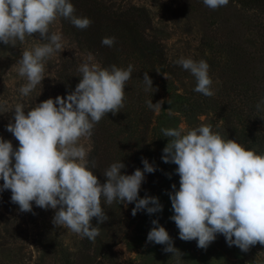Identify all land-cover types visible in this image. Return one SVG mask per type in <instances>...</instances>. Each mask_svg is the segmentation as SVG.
Instances as JSON below:
<instances>
[{"label":"clouds","instance_id":"1","mask_svg":"<svg viewBox=\"0 0 264 264\" xmlns=\"http://www.w3.org/2000/svg\"><path fill=\"white\" fill-rule=\"evenodd\" d=\"M212 10L227 6L229 0H203ZM70 0H0V42L15 47L26 36L39 33L46 43L24 50L18 60V75L27 83L20 88L28 96L45 78V61L64 51L62 35L50 26L64 18L78 29L90 27L92 20L75 15ZM116 38L104 37L102 45L112 47ZM88 60L78 71L80 82L66 96L49 98L25 113V106L17 104L14 116L6 126L19 142L0 136V193L10 190L11 202L20 212H32L33 202L42 209H53L52 223L91 241L99 236V225L109 220L102 207L114 201L135 203L132 215L146 211L152 215L163 211L158 197L139 196L145 173L157 168L142 158L143 170L123 174L126 165L112 163L102 174L101 183L89 167L90 148L80 143L89 138L97 123L107 114L113 115L125 107V87L132 78L134 65L127 68L115 64L101 67ZM176 63L196 79L195 92L215 95L207 61L179 58ZM159 73V72H158ZM167 78V75L164 74ZM145 91L153 89V80L144 72ZM156 89V88H155ZM157 90V89H156ZM147 107L160 111L162 101H146ZM264 101L257 104L260 110ZM168 143L163 149L164 163L177 165L180 187L172 184L171 199L174 215L170 217L179 229L183 241H197L207 249L221 234L229 247L235 245L242 252L252 246L264 245V153L248 148L236 139H225L210 126L201 125L185 131L184 126L161 129ZM171 178V174H168ZM96 218L98 224L93 226ZM147 242L165 245L164 252L176 255L173 238L159 220Z\"/></svg>","mask_w":264,"mask_h":264},{"label":"rangeland","instance_id":"2","mask_svg":"<svg viewBox=\"0 0 264 264\" xmlns=\"http://www.w3.org/2000/svg\"><path fill=\"white\" fill-rule=\"evenodd\" d=\"M100 1L115 10L144 9L151 21L147 34L164 47L169 63L176 67L173 77L166 78L170 87L162 92L161 110H153L146 122L151 120L155 124L156 118H161L160 123L170 128L183 125L185 131L207 125L225 139H236L264 153V144L258 139L264 138V105L260 110L256 107L264 101V11L254 5L244 6L240 0H229L227 6L216 10L204 5L203 0ZM50 29L62 35L64 51L45 61V78L28 96L20 93L27 80L18 75L17 62L24 50H32L46 41L34 33L26 36L23 43L18 41L15 47L0 42V136L11 140L14 147H19V142L6 126L17 104H23L27 114L36 104L54 99L58 77L67 60L74 59L79 68L91 55V62L99 65L94 55L81 52L73 38L64 33L62 18ZM181 57L207 61L215 95L207 97L194 91L195 77L176 63ZM134 136L128 131L120 140V146L126 149L115 151L116 161L125 164L130 141L136 140L140 145L139 133ZM80 143L91 149L86 157L89 161L94 142L89 137L81 138ZM115 153L111 155L115 157ZM138 166L139 163L134 165L135 170ZM176 168L177 165L166 163L163 173L167 182L155 186L153 192L164 206L162 212L149 215L141 211L133 216L135 203L114 201L106 205L102 200L109 220L98 226L100 234L95 241L65 227H56L52 223L55 210L42 209L33 202L32 212H20L19 205L11 202L10 190L0 193V264H264V245L257 244L242 252L235 245L229 247L225 237L218 234L205 250L197 246L196 240L179 238V229L170 219L174 212L168 195L173 191L172 184H176L177 191L180 187ZM126 172V168L122 169L123 174ZM146 181L145 176L141 198L148 193V188L143 187ZM156 219L173 238L175 248L180 251L176 255L164 252L165 245L147 242L152 220ZM92 224H98L96 218Z\"/></svg>","mask_w":264,"mask_h":264},{"label":"trees","instance_id":"3","mask_svg":"<svg viewBox=\"0 0 264 264\" xmlns=\"http://www.w3.org/2000/svg\"><path fill=\"white\" fill-rule=\"evenodd\" d=\"M240 1L244 6L254 5L257 9L264 11V0ZM70 2L76 9L75 15L88 17L93 21L90 27L81 30L76 28L70 20L62 18L64 33L73 38L81 52L91 53L99 65L105 68L113 64L125 69L129 64L134 65L132 78L125 87V107L115 115L106 114L93 129L91 138L95 147L89 158V167H92L94 161L95 168L92 170L102 183L105 179L102 173L112 163L119 162L116 161L118 153L115 151L123 147L126 149L125 146H120V140L128 131L132 138L139 133L140 145L136 140H132L131 146L127 147L125 174H133L136 163H139L137 168L143 170L144 165L139 158H147L157 170L154 173H145L147 181L143 187L144 190L148 188V193L144 197L155 196L153 193L155 186L166 184L168 179L163 173L166 163L163 162L162 155L169 141L164 137L161 129L170 127L163 122L160 123L161 118H156L155 124L151 120L146 122V118L152 116L153 112L147 107L146 101L152 99L154 104L161 101L162 92L168 91L169 88L166 89V87H170L164 74L167 77H173L176 67L169 63L164 47L147 34L151 29V21L144 9L115 10L100 0H70ZM113 36L116 42L112 47L102 45L101 41L104 37ZM62 67L63 71L58 77L55 97L66 98L69 92L75 90L80 82L81 74L74 59L67 60ZM145 71L153 80L154 87L147 92L142 80ZM240 128L243 129L244 124L240 125ZM258 139H261L264 144V138L258 137ZM113 153L115 157L111 155Z\"/></svg>","mask_w":264,"mask_h":264}]
</instances>
